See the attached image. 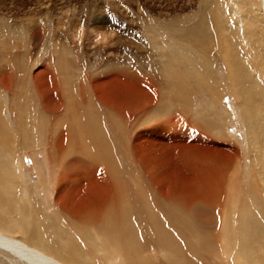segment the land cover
Masks as SVG:
<instances>
[{"label":"bare ground","instance_id":"1","mask_svg":"<svg viewBox=\"0 0 264 264\" xmlns=\"http://www.w3.org/2000/svg\"><path fill=\"white\" fill-rule=\"evenodd\" d=\"M222 3L160 19L153 71L122 28L72 44L106 10L0 17V264H264V0Z\"/></svg>","mask_w":264,"mask_h":264},{"label":"rangeland","instance_id":"2","mask_svg":"<svg viewBox=\"0 0 264 264\" xmlns=\"http://www.w3.org/2000/svg\"><path fill=\"white\" fill-rule=\"evenodd\" d=\"M217 1L221 3L223 1V5L220 6L218 4L216 8H219L220 10L224 9V11L228 9V2L234 3L238 8L240 7L242 13H245L246 9L249 7L247 0ZM201 3L202 0H0V17L8 19L12 23L16 22L15 24L23 25L27 28H33L36 24H43L47 18H51L50 20L52 23L54 17H65L68 11L69 13H83L84 10H106L115 14L117 19L112 23H101L97 26L105 28L85 26L81 21L79 22L75 16H71L70 19L72 20L69 33L72 39V44H75L74 42H76L77 45L82 43H98L100 46H105L107 38H113L116 32L122 28L126 38L132 42H136L143 48L139 51L137 48H133V50L130 51V54H133V62H136V60H138L137 58H141L146 65V69L153 71V68L157 69L160 65V58L156 55V52L151 45V42L153 41L150 38V36H152L151 31L156 33L154 35L160 40V34L162 33L160 30V19L169 21L174 16L180 17L193 15L200 10ZM50 27L51 26L47 28L49 29ZM50 36L51 34L48 32L46 37L47 40L40 43L38 51L39 55H43L49 50ZM145 44L147 47H145ZM93 47L94 45H91V48ZM214 54L217 59V65H219L218 71L220 76H224L222 75L224 74V66L222 65L223 63H221L222 60L217 49L214 50ZM232 99V96H228L224 101V107L230 114V132L236 130L238 137H240L243 132L239 131H243V128L237 117L239 110H237L233 104L231 105V103L234 102V99ZM237 127L238 129H236ZM231 128L234 129L232 130ZM231 143L235 144L233 140ZM34 154L38 156V159L41 158V151L30 152V154L27 155L28 157L26 156L24 158L26 165L27 167L29 166V168L33 167L31 156ZM216 228L217 227L213 230L214 233ZM160 245L161 244L157 242L148 243L146 247L137 253L138 255H136V258L152 260L159 263L160 261H165L164 255L165 252L168 251L165 246Z\"/></svg>","mask_w":264,"mask_h":264}]
</instances>
